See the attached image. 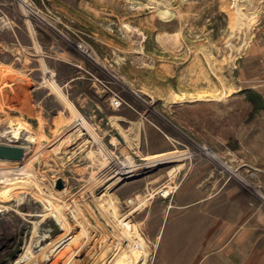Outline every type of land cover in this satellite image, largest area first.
I'll return each mask as SVG.
<instances>
[{
	"label": "rangeland",
	"instance_id": "rangeland-1",
	"mask_svg": "<svg viewBox=\"0 0 264 264\" xmlns=\"http://www.w3.org/2000/svg\"><path fill=\"white\" fill-rule=\"evenodd\" d=\"M27 2L0 0V144L25 148L21 161L0 159V264H112L120 221L136 225L144 264H158V240L203 174L262 193L246 160L264 141L250 100L264 101V0ZM146 127L164 137L160 154L187 158L110 189L114 159L160 155L141 143Z\"/></svg>",
	"mask_w": 264,
	"mask_h": 264
},
{
	"label": "crops",
	"instance_id": "crops-1",
	"mask_svg": "<svg viewBox=\"0 0 264 264\" xmlns=\"http://www.w3.org/2000/svg\"><path fill=\"white\" fill-rule=\"evenodd\" d=\"M257 53L264 78V39H260ZM120 117L124 118L122 122L130 119ZM161 135L148 127L140 135L141 143L152 155L166 149ZM259 142L258 156L246 161L252 160L250 163L257 165L262 193L255 195L254 190L239 186L231 174L213 178L212 172L209 184L203 174L195 191L182 193L181 198L188 200L180 205L181 215L175 218L167 236L158 240L155 257L158 264H264V141ZM209 185L212 191L207 190ZM193 194L197 196L194 200Z\"/></svg>",
	"mask_w": 264,
	"mask_h": 264
},
{
	"label": "bare ground",
	"instance_id": "bare-ground-1",
	"mask_svg": "<svg viewBox=\"0 0 264 264\" xmlns=\"http://www.w3.org/2000/svg\"><path fill=\"white\" fill-rule=\"evenodd\" d=\"M20 2L23 4V6L28 5L27 0H20ZM45 76H46L45 77L46 82L59 95L61 94V96H62L60 88L52 81L51 74L50 73L48 74V72H46ZM23 127H24L23 123H21L19 129H22ZM29 128L30 127H28V129ZM19 129H15L12 131L14 134L13 135L14 138H19V131H18ZM29 141H31V139ZM184 158H187L186 153L171 152V153L160 154L157 156H152L147 161H145L141 164H136V163H132V162L131 163L119 162V161L114 159L113 163L111 164V167H110L111 168L110 171L114 175L111 177L112 182L108 187H110V189H111V187L116 186L118 183H120L124 179H128L132 176H136L139 173H142L146 170L154 169L160 165L162 166L163 164L178 162ZM180 167L181 166L178 165V168L171 169L168 172V174H173ZM161 195L164 198H168L170 195V190H168V189L161 190ZM110 205H112L113 213L115 215H117V210H116L114 204L112 203ZM120 227H121L120 231L122 230V232H123V237H119V239L116 241L115 247L113 248L114 250L112 252L113 253L115 252L114 254L117 255V258L114 260L113 263L118 264V262H120V264H121L122 262L125 261V264H144L146 257H147V250H146L145 244L142 241L141 236L139 235V233L136 229V225L132 224L130 222L123 223L122 221H120ZM122 238L127 239V241L129 242L127 244L128 246H125V247L122 246L123 245ZM106 241H107V238L101 244H104ZM114 254H113V256H114ZM22 259H23V261L17 262V264H23L28 259V255L27 254L24 255L22 257ZM107 263L108 262L106 261L105 264H107Z\"/></svg>",
	"mask_w": 264,
	"mask_h": 264
},
{
	"label": "water",
	"instance_id": "water-1",
	"mask_svg": "<svg viewBox=\"0 0 264 264\" xmlns=\"http://www.w3.org/2000/svg\"><path fill=\"white\" fill-rule=\"evenodd\" d=\"M24 156H25V148L24 147L19 146V145H2V144H0V159L1 160L21 161L24 158ZM63 188H64L63 181L58 180L56 183V189L61 190Z\"/></svg>",
	"mask_w": 264,
	"mask_h": 264
},
{
	"label": "trees",
	"instance_id": "trees-1",
	"mask_svg": "<svg viewBox=\"0 0 264 264\" xmlns=\"http://www.w3.org/2000/svg\"><path fill=\"white\" fill-rule=\"evenodd\" d=\"M251 94L252 95L250 96V100L254 104L255 110L257 112H261V110H264V101L261 96L255 91H251Z\"/></svg>",
	"mask_w": 264,
	"mask_h": 264
},
{
	"label": "built area",
	"instance_id": "built-area-1",
	"mask_svg": "<svg viewBox=\"0 0 264 264\" xmlns=\"http://www.w3.org/2000/svg\"><path fill=\"white\" fill-rule=\"evenodd\" d=\"M121 104H122L121 100L117 96L114 95L112 98V106L114 108H119Z\"/></svg>",
	"mask_w": 264,
	"mask_h": 264
}]
</instances>
